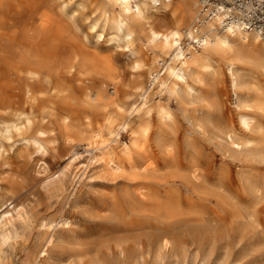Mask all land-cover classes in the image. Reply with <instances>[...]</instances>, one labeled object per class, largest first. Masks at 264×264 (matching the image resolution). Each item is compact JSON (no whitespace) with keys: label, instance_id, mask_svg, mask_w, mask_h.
Returning <instances> with one entry per match:
<instances>
[{"label":"bare ground","instance_id":"1","mask_svg":"<svg viewBox=\"0 0 264 264\" xmlns=\"http://www.w3.org/2000/svg\"><path fill=\"white\" fill-rule=\"evenodd\" d=\"M233 1L264 21V0ZM165 15L168 27L161 24ZM262 30L261 25L253 29L233 9L208 0H0V264H12L11 252L24 247L30 226L27 208L17 201L23 180L11 178L1 185L9 151L17 142L38 153L32 177L46 190L60 182L62 186L67 175H86L89 167V181L127 169L147 171L153 163L137 167L133 153L141 152L150 140L149 118L155 116L159 124L173 120L161 100L165 95L197 112L187 121L189 137L211 131L228 154L263 158ZM119 55L129 73L145 74L150 83L146 88L134 84L135 97L127 104L117 100L115 88H107L128 70L121 69ZM220 70L235 112L229 122H221L218 104L208 91ZM74 82L79 96L71 93ZM107 105L115 107V116H103L99 129L80 138L91 124L81 108L106 112ZM121 130L128 141H119ZM156 135L163 138L159 130ZM80 142L86 155L72 150L58 170L49 172L47 153L73 149ZM116 148L121 159H116ZM190 170L197 178L196 169ZM249 187L252 194L259 192L255 183ZM52 224H44L48 229L29 255L30 264H41L49 256L55 240ZM68 224L65 219L63 225ZM155 241L159 251L172 248L165 234ZM118 247L122 253V244ZM87 264L103 261L95 255Z\"/></svg>","mask_w":264,"mask_h":264},{"label":"rangeland","instance_id":"2","mask_svg":"<svg viewBox=\"0 0 264 264\" xmlns=\"http://www.w3.org/2000/svg\"><path fill=\"white\" fill-rule=\"evenodd\" d=\"M208 1L233 9L253 29L262 24L254 12L242 9L233 0ZM162 19L161 24L168 27V16ZM259 34L264 37L263 32ZM117 59L121 69L128 70L116 78L117 84L107 88L109 92L115 88L117 100L127 104L135 97L132 88L136 83L143 88L150 83L145 74L129 73L123 56ZM260 82L263 84L264 79ZM74 83L71 93L79 96L81 90ZM208 91L218 104L221 122H229L235 112L222 70L214 76ZM161 100L171 109L173 120L159 124L155 116L149 118L150 140L141 152L133 153L137 167L153 163L147 171L127 169L122 174L89 181V167L86 175H67L62 186L60 182L46 190L32 177L33 159L38 153L17 142L9 151L8 166L2 169L1 185L5 187L11 178L23 180L20 184L24 188L17 201L27 208L30 226L24 247L11 252L12 264H30L29 255L37 248L48 229L44 224L48 223L56 226L55 240L41 264H87L95 255L100 256L103 264H264V156L258 158L242 152L238 157L233 151L228 154L211 131L194 132L189 137L191 128L187 121L197 112L191 105L165 95ZM85 109L81 108L80 113L88 115L91 124L84 127L80 138L99 129L105 116H115L113 105H107L106 112L105 108ZM54 123L60 130V125ZM155 128L163 138L157 137ZM119 141H128L126 132H119ZM72 150L86 155L81 142L73 149L61 147L54 155L47 153L44 160L49 172L58 170ZM115 155L116 159L122 158L118 148ZM190 169H196L197 178L191 176ZM251 182L259 187L258 195L250 192ZM65 219L68 225H63ZM162 234L172 242L168 251H159L154 243ZM118 244H122V253Z\"/></svg>","mask_w":264,"mask_h":264},{"label":"built area","instance_id":"3","mask_svg":"<svg viewBox=\"0 0 264 264\" xmlns=\"http://www.w3.org/2000/svg\"><path fill=\"white\" fill-rule=\"evenodd\" d=\"M237 4V3H236ZM239 5V4H238ZM239 7H241L240 5H239ZM242 8V7H241ZM243 9V8H242ZM245 10V9H244ZM256 17H258V16H256ZM259 18V17H258ZM260 19V18H259ZM261 21H262V24H259V25H261V26H263V30L261 31V32H263L264 33V21L261 19ZM258 25V26H259Z\"/></svg>","mask_w":264,"mask_h":264}]
</instances>
